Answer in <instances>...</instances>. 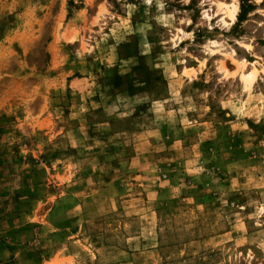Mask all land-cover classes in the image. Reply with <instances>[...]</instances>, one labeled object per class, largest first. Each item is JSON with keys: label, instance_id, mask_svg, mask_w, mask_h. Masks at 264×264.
I'll return each mask as SVG.
<instances>
[{"label": "rangeland", "instance_id": "rangeland-1", "mask_svg": "<svg viewBox=\"0 0 264 264\" xmlns=\"http://www.w3.org/2000/svg\"><path fill=\"white\" fill-rule=\"evenodd\" d=\"M0 264H264V0H0Z\"/></svg>", "mask_w": 264, "mask_h": 264}, {"label": "bare ground", "instance_id": "bare-ground-1", "mask_svg": "<svg viewBox=\"0 0 264 264\" xmlns=\"http://www.w3.org/2000/svg\"><path fill=\"white\" fill-rule=\"evenodd\" d=\"M227 7H229V6H227ZM238 10H239V8L237 7V6H233V9L231 8V9H228V11H227V15H228V17H229V21H231V22H234L235 21V19H236V16H237V13H238ZM226 15V14H225ZM249 74V73H248ZM252 74V73H251ZM253 75H254V73H253ZM251 79H252V77H251ZM248 80H249V78H248ZM253 80V79H252ZM250 83V82H249Z\"/></svg>", "mask_w": 264, "mask_h": 264}]
</instances>
